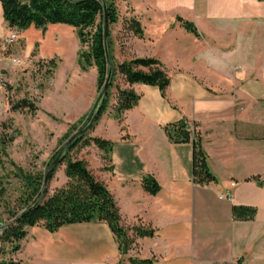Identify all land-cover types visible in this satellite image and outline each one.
Returning <instances> with one entry per match:
<instances>
[{"label": "crops", "instance_id": "obj_1", "mask_svg": "<svg viewBox=\"0 0 264 264\" xmlns=\"http://www.w3.org/2000/svg\"><path fill=\"white\" fill-rule=\"evenodd\" d=\"M114 1L113 60L157 59L170 81L165 96L155 86L133 84L139 99L121 121L113 116L112 97L88 134L112 143L107 158L91 144L79 159L106 185L125 227L142 226L154 233L135 237L124 254L103 221L63 225L53 232L37 224L26 227L19 249L8 258L20 264H121L129 259L264 264V0H126L130 11H120L123 0ZM132 18L142 27L141 38L127 29ZM179 19L192 24L197 34ZM0 25V45L5 46L13 28L4 20L1 4ZM66 28L73 27L57 23L17 30L20 58L11 59L55 61L51 85L40 102L53 95L57 73H65L61 90L56 89L65 103L61 114L38 105L62 118L65 127L86 116L97 98L96 67H80L81 43L74 28L70 67L64 68L65 47L57 33L52 52L43 54L50 32ZM33 30L36 37L30 39ZM0 59L9 58L0 53ZM117 82L126 86L121 76ZM182 118L199 132L215 182L194 183L191 143H173L166 136L164 126ZM146 176L158 183L155 194L142 187ZM226 194L231 200L219 198ZM233 206L254 207L256 214L249 221L235 220Z\"/></svg>", "mask_w": 264, "mask_h": 264}, {"label": "trees", "instance_id": "obj_2", "mask_svg": "<svg viewBox=\"0 0 264 264\" xmlns=\"http://www.w3.org/2000/svg\"><path fill=\"white\" fill-rule=\"evenodd\" d=\"M0 4L3 18L9 28L23 30L32 25L35 28L44 29L48 24L57 23L73 27L80 43L87 45V49L78 54L80 67L82 69L91 65L96 67L98 97L109 70L104 45V4L102 0H0ZM106 5L110 26L117 21L118 10L114 0H106ZM179 21L186 30L197 34L192 24L181 19ZM126 23L127 29L134 36L139 38L143 36L139 21L132 18ZM108 43L111 46L110 34ZM110 58L113 65L112 78L94 124L106 112L112 97L115 100L112 109L113 116L121 121L123 114L131 109L139 99V95L132 88L133 84L155 86L160 90L162 96H165L170 81L162 63L157 59L134 57L130 60L115 62L111 55ZM46 63L52 67L56 66L53 59ZM118 76H121L126 86H121L117 82ZM10 108L11 110L27 109L32 113L37 110L33 102L25 98L16 103H10ZM88 114L79 122L85 121ZM87 132L69 145L68 153L61 163L64 166L63 172L66 182L64 185L55 188L51 194H48L47 191L42 194L44 174H29L20 171V180L23 184L21 196L23 206L20 212L12 216L13 221L2 225L0 231V242L11 243L13 252L19 249L18 242L26 235V227L37 224H41L53 232L63 225L93 220L103 221L109 226L124 254L131 248L135 237H151L153 235L154 232L151 228L125 227L122 224V217L116 202L106 185L96 179L84 160L72 156L76 150L93 144L102 150L103 157L107 158L112 143L99 137H90ZM164 132L173 143H191L194 183L204 185L216 181L215 176L208 168L206 154L201 146L200 134L196 131L195 125L191 127L186 119L182 118L177 122L165 125ZM58 152L59 150L53 159ZM142 187L151 194H155L159 189L158 183L151 176L142 179ZM255 214L256 209L254 207H232V216L235 220L249 221L254 218ZM129 261L132 264H151L152 262L151 259L139 261L129 259ZM239 263L240 260L236 262V264ZM0 264L20 263L10 259L0 260Z\"/></svg>", "mask_w": 264, "mask_h": 264}, {"label": "rangeland", "instance_id": "obj_3", "mask_svg": "<svg viewBox=\"0 0 264 264\" xmlns=\"http://www.w3.org/2000/svg\"><path fill=\"white\" fill-rule=\"evenodd\" d=\"M120 4V11H130L128 1L123 0ZM66 29L50 32V41L44 45L43 53L52 52V36L54 33L59 34L65 47V69L72 63L74 39H77L72 32L73 28ZM3 30L5 32L6 28L4 27ZM13 30L17 32V29L13 28ZM27 36L34 39L36 33L33 30ZM18 42L19 40H16L10 45H0V53L4 58H9L8 60L0 59V69H6L5 72L0 70V76L3 79V86L0 88V155L2 160L0 164V225L11 223L12 216L20 212L23 206L21 201L23 184L20 180V173L45 174L55 153L60 150L67 136L73 134L82 125L84 120L82 123L79 121L85 117L65 127L62 118L40 111L38 105L43 109H51L54 113L64 110L65 103L61 98H57V92L61 90L65 73L60 70L55 76V94L45 97L40 102L39 97L51 85L55 67L44 61L28 64L23 59H20V64L12 63L11 59L20 58L17 54L19 52ZM85 49L87 45L81 44L78 54ZM24 98L33 102L37 107L35 112H29L27 109L11 110L10 103H16ZM82 148L72 153V156L79 159L80 155H86L84 153L86 148ZM63 169L64 166L61 164L53 171L46 189L48 194L65 184L66 177ZM11 253H13L12 244L0 242V260H10L8 256ZM121 264H130V262L126 260Z\"/></svg>", "mask_w": 264, "mask_h": 264}, {"label": "water", "instance_id": "obj_4", "mask_svg": "<svg viewBox=\"0 0 264 264\" xmlns=\"http://www.w3.org/2000/svg\"><path fill=\"white\" fill-rule=\"evenodd\" d=\"M103 4H104V45H105V51H106V55H107V59H108V63H109V70H108V74L106 76V80L105 83L103 85V88L101 90V92L99 93L96 101L94 102L86 120L82 123V125L73 133L71 134L66 141L63 143V145L61 146L59 152L57 153L56 157L52 160V162L49 164L45 174H44V182H43V190H42V194L46 191L47 189V185L48 182L50 180V177L53 173V171L59 166L61 165L64 157L66 156V154L68 153V147L69 145L75 140L77 139L79 136L83 135L84 133H86L87 131L90 130V128L92 127V125H94V122L99 114V111L101 109V106L103 104L104 98L107 94V90L108 87L110 85L111 82V78H112V73H113V65L111 63V58H110V46L108 43V37L110 34V26H109V21L107 18V5H106V0H102ZM2 225H0V231H1Z\"/></svg>", "mask_w": 264, "mask_h": 264}, {"label": "built area", "instance_id": "obj_5", "mask_svg": "<svg viewBox=\"0 0 264 264\" xmlns=\"http://www.w3.org/2000/svg\"><path fill=\"white\" fill-rule=\"evenodd\" d=\"M17 40V32L15 30L11 31L9 35L5 38L4 42L7 45L14 43ZM15 64H20V59H14ZM3 86V79L0 76V88ZM226 197L228 200H231L230 194L221 195L219 198Z\"/></svg>", "mask_w": 264, "mask_h": 264}]
</instances>
